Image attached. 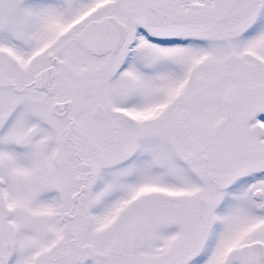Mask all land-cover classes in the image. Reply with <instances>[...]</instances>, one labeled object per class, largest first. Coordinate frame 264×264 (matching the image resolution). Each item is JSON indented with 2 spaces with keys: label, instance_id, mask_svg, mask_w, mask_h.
<instances>
[{
  "label": "snow or ice",
  "instance_id": "6c2138e0",
  "mask_svg": "<svg viewBox=\"0 0 264 264\" xmlns=\"http://www.w3.org/2000/svg\"><path fill=\"white\" fill-rule=\"evenodd\" d=\"M0 264H264V0H0Z\"/></svg>",
  "mask_w": 264,
  "mask_h": 264
}]
</instances>
